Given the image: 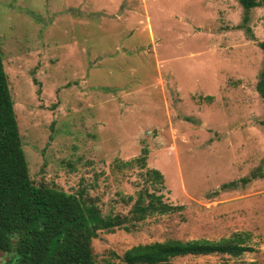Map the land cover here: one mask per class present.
Wrapping results in <instances>:
<instances>
[{
    "label": "rangeland",
    "instance_id": "obj_1",
    "mask_svg": "<svg viewBox=\"0 0 264 264\" xmlns=\"http://www.w3.org/2000/svg\"><path fill=\"white\" fill-rule=\"evenodd\" d=\"M258 1L243 22L238 0H0L30 179L126 214L139 190L152 192L141 174L162 176L156 194L172 211L128 233L98 232L96 262L121 264L137 244L239 235L250 251L238 257L168 264H264V178H250L264 155Z\"/></svg>",
    "mask_w": 264,
    "mask_h": 264
},
{
    "label": "trees",
    "instance_id": "obj_2",
    "mask_svg": "<svg viewBox=\"0 0 264 264\" xmlns=\"http://www.w3.org/2000/svg\"><path fill=\"white\" fill-rule=\"evenodd\" d=\"M238 2L243 10V22L252 8L261 6L258 0ZM259 46L264 49V45ZM255 90L264 101V70L258 75ZM259 124L264 126V117ZM143 155L134 159L140 169L144 168ZM140 177L152 192L146 187L139 190L126 214H102L94 200L84 198L81 193H66L33 182L28 174L0 51V256L5 258L3 264H116L108 259L102 262L94 259L91 242L98 232L128 233L146 218L172 211L162 196L156 194L162 187L161 174L148 169ZM250 178H264V155ZM239 181L246 183L248 179ZM234 185L230 182L222 187ZM126 200L132 198L128 196ZM244 241L245 237L239 235L216 241L165 239L131 246L118 259L121 264H168L187 256L235 258L250 251Z\"/></svg>",
    "mask_w": 264,
    "mask_h": 264
}]
</instances>
